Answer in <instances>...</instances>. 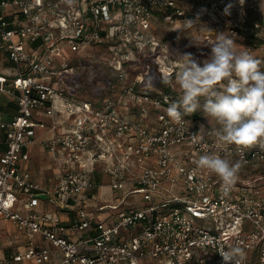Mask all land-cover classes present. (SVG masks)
<instances>
[{"label": "built area", "instance_id": "built-area-1", "mask_svg": "<svg viewBox=\"0 0 264 264\" xmlns=\"http://www.w3.org/2000/svg\"><path fill=\"white\" fill-rule=\"evenodd\" d=\"M252 1L0 0V51L15 70L10 79L0 75V96L17 104L12 120H0V222L23 241L0 264H224L218 251L230 246L244 250L243 264H264L263 177L241 176L264 172V151H221L242 162L227 193L219 177L197 166L199 155L218 151L217 125L203 126L195 144L190 136L201 126L167 116L179 99L165 84L175 69L163 70L152 33L155 22L211 28L202 35L211 43L225 28L264 56V21L253 17ZM93 47L109 53L117 83L100 81L105 95L86 99L70 85L80 70L71 60ZM38 131L51 133L42 145L59 161L52 190L23 165ZM42 198L57 211L41 210ZM61 213L74 216L65 222Z\"/></svg>", "mask_w": 264, "mask_h": 264}, {"label": "clouds", "instance_id": "clouds-1", "mask_svg": "<svg viewBox=\"0 0 264 264\" xmlns=\"http://www.w3.org/2000/svg\"><path fill=\"white\" fill-rule=\"evenodd\" d=\"M72 2L68 0L69 4ZM244 2L239 0L240 5ZM231 7L226 6V14ZM261 11L264 12V0ZM206 46L210 47V54L202 62L190 52L181 54L175 72L179 99L169 104L166 114L174 123H181L184 116L198 111L215 121L217 127L212 135L218 151L199 155L196 164L219 177L222 190L227 193L238 181L242 162L221 155V151L226 152L229 146L264 151V61L241 51V46L224 33L216 34ZM202 128L190 136L193 143L203 141ZM218 252L224 264H243L245 259L239 246Z\"/></svg>", "mask_w": 264, "mask_h": 264}, {"label": "rangeland", "instance_id": "rangeland-1", "mask_svg": "<svg viewBox=\"0 0 264 264\" xmlns=\"http://www.w3.org/2000/svg\"><path fill=\"white\" fill-rule=\"evenodd\" d=\"M253 8H255L253 12V17L257 19V21L263 22L264 21V12L261 11V0H253ZM245 19L249 17V14H244ZM213 31L211 28L201 29L199 27H192V28H171L167 25H165L163 22H155L154 28H153V35L155 36L156 40L160 44V54L157 58L162 65H164L162 68L163 70L170 71L171 68L175 69L174 72L177 71V65L179 61L181 60V54L190 52L192 53L199 61H203L207 58V56L210 54V47L206 46V44H210L209 42H206L203 40L202 35L203 32ZM224 33L227 34V29L221 28L219 30V34ZM260 33V39L259 43L264 42V26L259 31ZM247 40H240L236 42L238 45H240L241 51H247ZM200 44V46H196V44ZM249 52V51H248ZM252 56H254L257 59H260L261 61H264V56L261 53L259 49H256L254 51L249 52ZM109 53L104 49H94L89 50L87 53H85L83 56H80V70L87 72V77L84 78H76L74 81H71L70 85L73 88L76 87H84L86 84H90L91 87L98 86L100 80H98L99 72L105 71L107 72V76L109 78H112V75L110 73V66L106 61V58H108ZM176 66V67H174ZM139 70L141 68L140 66H133L132 71L134 69ZM262 68H264V64H262ZM110 73V75H108ZM105 74V73H104ZM85 79V80H84ZM73 80V78L71 79ZM164 82V81H163ZM162 82V83H163ZM160 83V84H162ZM165 83V82H164ZM163 83V84H164ZM107 84V83H106ZM151 84L154 86L157 85V83L153 80H151ZM170 86H172V90L175 91V94L179 96V88L175 83V78L169 79L167 83ZM158 86V85H157ZM80 97L84 98H90L91 94L88 92H79L78 90L75 91ZM127 114H129L131 111L123 110ZM201 117L203 118V122L201 124H211L215 123L213 120H208L203 113H201ZM42 167H44V164H41ZM39 165V169L41 167ZM241 176L243 178H253L254 176L260 177L262 176L263 179L259 180L258 186H264V172L261 171L260 168L257 170L247 169L244 171ZM19 236V233L12 225H4L1 224L0 229V253L2 254H11L12 250H14V247L16 246V238Z\"/></svg>", "mask_w": 264, "mask_h": 264}, {"label": "crops", "instance_id": "crops-1", "mask_svg": "<svg viewBox=\"0 0 264 264\" xmlns=\"http://www.w3.org/2000/svg\"><path fill=\"white\" fill-rule=\"evenodd\" d=\"M14 65L9 60L6 54L0 51V75H4L7 79L12 78V73L14 72ZM17 113V104L15 100L7 95L0 96V120L9 121ZM47 123H50V120L47 117H40ZM51 133L49 131H38V138L34 144L29 146L25 153H28L27 161L23 162V165L28 167L31 172L32 179L42 185L47 190H52L57 185V180L59 176V161L56 160L49 152L43 147L42 141L49 137ZM5 150L4 144V134L0 131V154ZM44 164V167L41 166ZM39 165L41 166L39 169ZM108 189H104V193H108ZM108 197V195L106 196ZM39 208L47 212H55L56 208L51 206L46 198H42L39 202ZM61 218L63 221L67 222L69 218L73 217V213H61ZM1 224L11 225L8 222H0ZM16 246L11 253L18 250L17 246L23 243L22 237L19 236L16 238ZM10 253V252H8ZM0 253V258L7 256L9 254Z\"/></svg>", "mask_w": 264, "mask_h": 264}, {"label": "trees", "instance_id": "trees-1", "mask_svg": "<svg viewBox=\"0 0 264 264\" xmlns=\"http://www.w3.org/2000/svg\"><path fill=\"white\" fill-rule=\"evenodd\" d=\"M102 47H106V45H104V44H102L101 45ZM98 47H93V48H91V49H89V50H94V49H97ZM100 49H102V48H100ZM88 50V51H89ZM87 51V52H88ZM86 52V53H87ZM80 56L81 55H74L73 57H72V60H71V65L72 66H79L80 67ZM105 73V74H104ZM107 74V72H103V71H101V72H99V78H98V80H100V81H105V82H108L109 81V77L106 75ZM87 75V72H84V71H81V70H79V73L77 74V75H75V77H74V80L76 79V78H84V77H87L86 76ZM73 80V81H74ZM85 80V79H84ZM111 82H112V84H114V85H116V80L114 79V78H112L111 79ZM159 84L160 83H162V81H160V82H158ZM163 84V83H162ZM75 90L77 91H79V92H88L89 94H91L90 96V98H94V97H98V96H103V95H105V93L107 92H105L104 90H101L100 88H96V87H91L90 86V84H86V85H84V87H82V88H80V87H76L75 88ZM77 94V93H76ZM77 96H79L78 94H77ZM81 98H84V97H81ZM87 99V98H86ZM188 119H190L197 127H199V126H206V125H208V124H201V122H203V118L201 117V112H195V113H193V114H191V115H188V116H186ZM204 123V122H203Z\"/></svg>", "mask_w": 264, "mask_h": 264}]
</instances>
